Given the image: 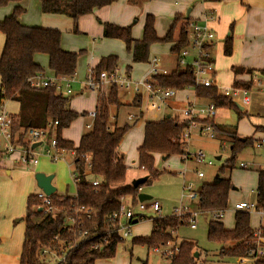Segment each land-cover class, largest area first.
I'll return each instance as SVG.
<instances>
[{
    "label": "trees",
    "instance_id": "obj_1",
    "mask_svg": "<svg viewBox=\"0 0 264 264\" xmlns=\"http://www.w3.org/2000/svg\"><path fill=\"white\" fill-rule=\"evenodd\" d=\"M22 0H0V5ZM44 14H58L70 17L77 28L78 21L83 15L92 13L95 9L108 6L117 0H40ZM218 1V0H207ZM24 10L17 6L11 15L0 21V32L5 37V44L0 50V104L13 100L20 103V111L12 115V135L16 145L27 147L25 132L30 128L48 130L47 141L55 138L57 148L61 151L75 153V181L77 196L57 192L51 195L52 203L57 208V215L46 214L34 206L41 201L36 195H30L27 200L25 215L26 230L20 264H50L44 250L54 252L64 259L57 264H96L98 259L113 258L119 245L125 241L118 231L121 219L115 218L123 199H130V205L135 207L141 188L157 178L160 172L156 168L158 156L172 157L185 154V129L190 120L179 115L160 122H146L144 126L143 143L138 147V167L148 175V180L134 187L128 182V167L118 147L132 125L109 127L110 108L119 107L118 86H111L109 93L100 95L96 116L88 132L82 135L75 144L62 135L79 117V112L70 108V98L57 89L56 86L34 88L29 79L43 74L44 68L35 61L37 53L49 58V69L57 78H69L76 74L81 52L67 51L62 47V32L57 29L26 26L21 23L20 16ZM189 17L178 16L165 37H159L155 27V17L148 15L140 40L132 38L131 26L120 27L110 23L104 24L103 35L107 38L121 39L132 53L133 62L142 63L149 59L150 48L155 43L173 41L176 30L179 35L171 51L175 54L189 45ZM178 28V29H177ZM226 54L231 53V40L227 42ZM96 77L101 73H111L118 69L116 56L103 57L93 67ZM252 69H236V74H253ZM264 75V68L258 71ZM153 85L164 88L183 90L194 87L200 99L213 101L219 108L234 109L238 118L247 116L246 113L215 86H196L195 68L191 65L178 66L170 74H160L153 78ZM255 80H237L235 86L244 87L251 91ZM137 107L141 105V96H136ZM85 115V113H83ZM87 115V114H86ZM58 124L55 125V122ZM211 123L218 130L213 120ZM224 128V129H223ZM223 131L231 138V158L218 170L212 182L203 183L199 190L198 209L210 211L225 210L229 206V196L233 182L222 174L235 167V158L252 138L242 140L236 133L235 126H222ZM256 130L264 132V127L256 126ZM221 131V129H220ZM2 153L0 151V161ZM88 170V171H87ZM257 200L264 207V170L258 175ZM94 181L98 183L95 185ZM79 212V214L76 213ZM82 218V225H72L68 217ZM144 216V214H142ZM145 217V216H144ZM143 218V217H142ZM187 216L178 217L174 214L153 218V229L148 237H134L137 245H145L148 249L165 246L175 241L172 230L188 226ZM90 238L85 240L84 233ZM256 229L251 227V214L237 211L235 226L227 229L222 220L211 219L208 223V239L210 242L221 244L220 258H256V264H264L260 254L262 246L257 242ZM93 243L98 244L93 248ZM226 244H231L226 246ZM196 244L189 241L180 243V251L170 258V264H204L194 256Z\"/></svg>",
    "mask_w": 264,
    "mask_h": 264
},
{
    "label": "crops",
    "instance_id": "obj_2",
    "mask_svg": "<svg viewBox=\"0 0 264 264\" xmlns=\"http://www.w3.org/2000/svg\"><path fill=\"white\" fill-rule=\"evenodd\" d=\"M23 2H13V7H22L24 12L20 16V21L22 24L26 26H34V27H43L48 29H57L63 30L66 29L67 31L75 32V33H87L88 36H101L103 34L104 24L110 23L113 25H117L120 27H127L131 26L132 38L134 40H140L143 37L144 27L146 23V18L148 15H153L155 17V27L159 37H165V34L169 29H166L168 26H172L174 20L178 16L182 17H189L192 21H196L198 23H205L207 17L210 14H214L216 19L211 20L208 22L209 26L212 27L213 32L215 34L214 40L212 44L209 46L210 54H211V61L215 67V79L218 82L223 84V87H217L219 91L222 93V89L226 87H234L235 81L237 80H244L249 81L251 79L255 80V83H259L261 86H264V75L259 74V70L264 68V0H218V1H207V0H117L108 6H104L102 8L95 9L92 13L83 15L80 17L78 21V28L77 30L74 26V21L67 16L58 15V14H44L41 10V1L35 0V6L23 7L26 0H22ZM14 8V9H15ZM29 9L32 10L33 15L29 14ZM12 11V10H11ZM7 13L6 15L11 13ZM12 14V13H11ZM5 15V17H6ZM4 17V18H5ZM3 18V19H4ZM2 19V18H1ZM0 19V20H1ZM2 19V20H3ZM166 27V28H165ZM178 29V28H177ZM167 30V31H166ZM179 31L176 30L174 34L173 41L168 42L170 43L169 50L173 44L176 42L178 37ZM71 35H62V47L67 51H76L71 49V45L68 43ZM102 42L100 44L93 43L91 41H87V50L88 55L85 58L79 57L78 66L76 74L73 77H69L70 80V88L72 87V83L77 81L80 83L82 81L79 80L80 71L81 73L87 72L88 76V69L89 67H95L99 61L106 56H116L119 60V55L122 54L123 58L125 57L124 52V41L117 38H107L102 37ZM231 40V53L226 54V45L227 42ZM163 43V42H161ZM161 43H155L151 46V50H157V45ZM5 44V37L0 32V50L3 49ZM114 48L120 49V51H115ZM122 52V53H121ZM172 52V51H171ZM128 58L131 62L135 65L128 66L126 70L122 73H126L128 76H132L131 72L137 71L138 67L136 66L139 63L133 62L132 53L129 51ZM173 53V52H172ZM175 54V53H174ZM40 53H37L34 57L35 61L38 63L42 61L39 57ZM177 55V66L175 68L167 70L170 74L171 72L175 71L178 66H181L178 63ZM195 52L192 51L190 54V62L191 59L194 57ZM150 60V53L149 59ZM158 60V59H157ZM160 63V62H159ZM42 64V63H41ZM161 66V64H160ZM165 67V66H164ZM88 68V69H87ZM252 69L255 72L253 74L249 73H241L236 74V69ZM150 68L145 75L150 77ZM119 70V69H118ZM45 76H53L54 74L50 69L45 70ZM165 74V75H167ZM86 82V81H85ZM62 83H66L63 81ZM83 85V82H82ZM62 86V85H61ZM1 87V82H0ZM67 87V86H66ZM82 88V87H81ZM86 85H83L81 90L82 94L85 92ZM254 88V87H253ZM254 89L251 91L253 92ZM262 90V89H261ZM61 92L65 95L67 94L66 89L61 87ZM251 91H248L249 93ZM73 91L71 92V94ZM248 93V94H249ZM263 95L264 92L262 91ZM136 96H141L142 102L140 106H135L134 102ZM255 96H258L255 94ZM198 98L200 102H205L206 100L200 99L196 94L194 87H188L183 90H178L177 97H172L169 99L165 105H168L170 108L171 113L168 114L166 117L171 118L175 115H181V110L186 106L188 98ZM152 99L147 93L144 95L142 93L135 94L132 97V101H124L119 94V101L121 106L115 107L116 110L114 112L111 111L112 107L110 108V122L109 127L113 129L115 126H123L125 124L132 125V130L129 134L132 135L131 143L137 144L138 147L143 143L144 138V125H143V134L139 130H135L134 127L137 125L138 121L142 119L145 115L143 111L144 100ZM98 99L97 96L91 94L88 99H83L81 97L74 98L72 101L70 99V108L74 111L80 112L79 106L86 108H90V110H94V106L96 108ZM239 108L241 111L246 113H250V116H264V98L256 99L252 103V107L246 110V106L248 105H239L241 100L236 98H230ZM249 104H251L252 99L250 98ZM236 101V102H235ZM127 106H134L138 108V113L134 115L132 112L129 113L124 124L120 125V112L122 109H127ZM4 108L8 113L11 115H17L20 111V103L13 100L5 101L2 105L0 104V109ZM143 108V109H142ZM89 110V109H88ZM175 111L176 114H174ZM222 112V108H220ZM219 111V113H220ZM221 114V113H220ZM170 115V117H168ZM164 119V118H163ZM163 119L157 120L155 122H160ZM217 116L214 119V123L217 126L220 133L223 131L222 124L217 122ZM241 120V119H240ZM75 122V121H74ZM229 126H235L237 135L242 139L245 138H252L254 139L257 133H262L263 131L256 130V126L264 127V125L254 124L253 128L247 130L245 128H241L240 125L237 124H230ZM70 128V127H69ZM69 128L64 129L62 135L65 139L78 143L80 141L83 134L80 129L77 131H69ZM216 128V127H215ZM214 128V129H215ZM215 132V133H216ZM135 133V134H134ZM200 135L198 130H195L192 135L191 144L194 142V136L196 139V135ZM216 135V134H215ZM215 135L213 138H215ZM230 141L232 137H229ZM123 141V140H122ZM41 142L40 145L35 147V159L36 161L32 164H28L27 166L13 164L10 161L2 159L0 161V206L4 207L5 210L0 211V264H20V256L23 250L24 238H25V230H26V221L25 222H18L24 219V215H26L27 211V200L30 195H35L38 190H41L35 179V174L38 172H43L45 174H53V185L56 187V192L60 195H69V196H76L77 194V186L75 181V173H76V166H75V155L72 152L62 151L60 154L61 157L57 160H53L51 155L48 154L49 142L45 145ZM122 143V142H121ZM120 143V144H121ZM253 144V143H252ZM257 145L260 147L262 145ZM122 148L121 145L118 147V152L120 156L124 157L126 166L130 167L129 161L133 160V163L138 165V151L137 156L134 155L131 150L126 151ZM163 160H168L169 158L160 156ZM221 157V156H220ZM135 158V159H134ZM182 158V156H181ZM218 158V157H217ZM190 159V158H189ZM192 159V158H191ZM184 161V159H183ZM157 162V159H156ZM246 167H248L246 162ZM240 163V164H241ZM157 164V163H156ZM74 165V169H73ZM263 170V169H262ZM88 171V170H87ZM205 176V173H204ZM203 176V177H204ZM149 178V177H148ZM38 189V190H36ZM236 190L233 187L232 191ZM231 191L230 195L233 194ZM143 192L142 188L141 191ZM147 194V193H146ZM149 195V194H148ZM153 198V197H152ZM150 198V199H152ZM150 199H148V202ZM257 199V198H256ZM241 201V200H240ZM240 201H236L233 205V211L229 212V206L225 209L226 214V223L225 219L223 218L222 221L225 224L227 229H233L235 226V215H236V204ZM245 201V200H242ZM256 201V200H255ZM130 199H127V203L130 204ZM143 202H146L143 201ZM147 205H149V203ZM231 198H230V207H231ZM161 203V202H160ZM193 203V201H192ZM189 204V206H192ZM198 206V202H196ZM137 206V205H136ZM134 226H133V234L134 237H148L151 235L153 229V218L154 216H149L142 213H138L134 210ZM177 208L175 206L174 209ZM14 209V211H12ZM150 210V209H148ZM163 210V205H161V210ZM150 212V211H149ZM154 212V211H153ZM159 212V213H160ZM229 212V213H227ZM156 213V212H155ZM149 214V213H148ZM232 214L233 218L231 221L230 215ZM251 218V227L253 229L262 230L264 233V215L263 216H255ZM18 216H24L18 221L16 218ZM160 216H165L160 213ZM143 217V218H142ZM258 217L260 218V223L255 225L258 221ZM152 220V224L149 223L148 228L141 229V225L139 224L147 219ZM255 218H257L255 220ZM125 221V219H122ZM255 223V224H254ZM197 228V227H196ZM195 228V229H196ZM145 233H143V231ZM257 230V231H258ZM256 231V232H257ZM139 234H144L140 236ZM178 234V232H177ZM136 235V236H135ZM179 240V234H178ZM120 246V245H119ZM264 247V244L262 245ZM217 261L214 264H254V260L252 258H217ZM96 264H112L109 260L105 259H98Z\"/></svg>",
    "mask_w": 264,
    "mask_h": 264
},
{
    "label": "rangeland",
    "instance_id": "obj_3",
    "mask_svg": "<svg viewBox=\"0 0 264 264\" xmlns=\"http://www.w3.org/2000/svg\"><path fill=\"white\" fill-rule=\"evenodd\" d=\"M21 1L20 3H22ZM35 0H26L23 7H29V6H35ZM25 7V8H26ZM13 2H9L6 5H0V19L4 18L7 13H9L11 10V13L14 11ZM22 8V7H21ZM24 9V8H23ZM25 10V9H24ZM27 10V8H26ZM29 14L33 15L32 10L29 9ZM8 14L9 15H11ZM6 15V17H8ZM34 16V15H33ZM5 17V18H6ZM4 18V19H5ZM0 21H3V20ZM75 26V25H74ZM76 28V27H75ZM78 28V25H77ZM76 28V30H77ZM166 28V27H165ZM166 29H170V26H168ZM60 31V30H59ZM78 31V30H77ZM167 31V30H166ZM62 35H71V38L69 39L68 43L71 45V49L76 50L72 52H81L82 51V58H85L88 55V52L90 50H87V41H91L93 43L100 44L102 42L101 36H88V32L86 33H75L72 32V30L69 32L66 29L61 30ZM80 32V31H78ZM168 32V31H167ZM167 34V33H166ZM165 34V35H166ZM157 50H151L150 51V60L147 62H142L140 64H137L138 67L137 71L131 72L132 80L134 82H141L146 78L145 73L148 72L150 68V63L153 58L158 59V61L161 64V67L164 69H167L168 71L172 68H175L177 66V55L172 53L169 50L170 43L163 42L159 45H157ZM115 51H120L118 48H114ZM129 50L127 49V45L124 42V52L125 57L123 58L122 54L119 55L118 60V69L120 73L124 72V70L127 69L128 66H134L135 65L129 60L128 54ZM122 53V52H121ZM39 57L42 59V61H39L38 63L45 69L48 70L49 67V58L45 54H40ZM190 59V58H188ZM42 63V64H41ZM165 66V67H164ZM88 69V68H87ZM167 71V72H168ZM80 81L83 82V85L85 84V81L87 80V72L79 74ZM82 82L77 83V81H74L71 85V89L73 91L72 94H66L71 101L74 98L81 97L83 99H88L91 94L98 97L96 102L98 103L100 92L97 90H92L87 87L85 88V92L82 94L81 90L83 88ZM219 87H223V84L221 82H217ZM62 88L66 89L67 83H61ZM82 87V88H81ZM108 86V90H110ZM253 92L251 91L249 93L250 98L252 99L251 104H248L246 106V110L250 109L252 107V103L256 99L264 98V95L262 91L264 90V86H261L259 83H255ZM262 89V90H261ZM109 93V92H108ZM142 93L145 94V91L142 87H140V92H135L132 89H123L120 88L119 94L124 99V101H132V97H134L135 94ZM257 94L258 96H255ZM178 95V94H177ZM177 97V96H176ZM199 100V99H198ZM169 101V100H168ZM167 101V102H168ZM135 106L137 105L136 102H134ZM97 107V106H96ZM144 108V109H143ZM143 111L145 113L144 117L140 119L137 123V125L134 127V129L141 131L143 134V125L144 122H155L157 120L165 118L168 114L171 113L170 108H168V105H165L160 100L157 99H147L144 100L143 105ZM80 110L79 117L75 120V122L70 126L69 131H77L78 129L81 130L82 133H86L89 131L90 128L87 127L88 124H93V117H91V113L96 111V108L94 106V110H90V108L87 109L83 108L82 106H79ZM89 109V110H88ZM116 110L115 107H112L111 111L114 112ZM138 108L134 106H127V109H122L120 112V125L124 124L123 122L127 118L130 112H132L134 115L138 113ZM175 111L174 114H176ZM85 113V115L83 114ZM221 113V114H220ZM217 115V122L222 124L221 126H229L230 124H239L241 128H245L247 130H250L253 128V125H264V116H250V113H248L247 116H244L241 120L238 118V114L234 109L230 108H223L222 112ZM87 114V115H86ZM182 115V110H181ZM215 119V118H214ZM130 130L129 132H131ZM129 132L125 135L122 143L120 144L123 149H125L124 153L127 154L126 151L131 150V152L137 156V144L131 143L132 135L129 134ZM216 132V131H215ZM135 134V133H134ZM216 134V135H215ZM215 138L211 136L206 135H196V139L194 136V142L191 144V141L188 146V150L191 153H196L199 150H202L207 155V160H212L213 164L210 165L205 162H199L196 160L195 156L190 157V159L183 161V156H172L168 160H163L160 156L157 157V164L156 168L160 172V174L157 176V178L151 180L152 182L147 183L145 186L142 187V190L144 193H147L151 195L153 198L152 200H158L161 202V205H163V210L160 212L162 215H171L175 214L176 209L181 207V194L183 185L192 180L195 185L196 189L199 190L203 183L206 182H212L214 177L216 176L218 170L220 167L225 164L232 156L231 151V141L230 138L226 135L225 132L218 131L214 133ZM264 137V132L257 133L253 139V144H248L240 153L236 155L235 158V167L232 169L226 170L225 174H222L225 178H230L233 182V187L236 188V190H233V194L229 196V203L231 198V207L229 205V212L233 211L234 204L236 201H242L245 200L247 202H254L257 198V188H258V175L260 170H264V146H258L257 143H259V139ZM192 140V138H191ZM79 142V141H78ZM46 142L43 143L45 145ZM77 144L76 142H74ZM218 156H221V159H217ZM192 158V159H191ZM135 159V158H134ZM241 162H246L248 167L242 168L240 166ZM130 167L128 169V182L132 184V182L136 179L143 178L145 176H148L144 170H141L138 165L133 163V160L129 161ZM74 169V165H73ZM203 171L205 173L204 177H199L197 172ZM38 190V189H36ZM40 190H38L39 192ZM231 193V192H230ZM148 202V200H146ZM145 204L147 205V203ZM150 204V202H148ZM185 204H190V200H185ZM177 206V208H173ZM192 211L198 212V215L196 216V224L197 228L193 229L190 227V225L182 226L177 230H174L173 235L175 237L174 242H170L167 245L168 246H180V243L183 241H189L196 244V251L198 260L203 262L204 264H214L217 260V258H220V250H221V244L210 242L208 239V223L212 219V215L208 211H199L198 206L196 202L192 203V206H190ZM150 209V210H148ZM5 210V205L2 209L0 206V211ZM134 210L138 213L147 214L149 216H154V218L161 217L160 213L153 212V209L146 208L144 211H140L139 206L134 207ZM14 211V209L12 210ZM150 211V212H149ZM227 212V213H229ZM149 213V214H148ZM251 214V218L254 217L253 212H248ZM259 215V214H257ZM255 215V216H257ZM25 216V215H24ZM24 216H18L16 218V221L21 219ZM177 216V215H176ZM260 216V215H259ZM187 217L190 219V215L188 214ZM226 214L224 216L225 223H226ZM261 217V216H260ZM231 221L233 216L230 215ZM257 218H255L256 220ZM69 220V219H68ZM18 222H25L24 219L18 221ZM69 222H71L69 220ZM149 223L152 224L151 219H147L139 224L141 225V229L148 228ZM260 223V218L258 217V221L255 225ZM71 224V223H70ZM258 230V229H256ZM143 231V230H142ZM179 234V240H178V234ZM143 233H145L143 231ZM140 236H143L144 234H139ZM136 236V235H135ZM134 234L128 238H125V241L120 244V246L117 249V253L113 258L105 259L109 260L112 264H170V259L162 255L160 252H156L153 249H148L145 245H137L133 242ZM264 244V240L262 242ZM165 245V246H167ZM231 244H226V246H229ZM162 247V246H161ZM164 247V246H163ZM263 247V246H262ZM264 248V247H263ZM264 257V254H263ZM48 259L50 264H57L58 258L57 256H51L48 255ZM256 261V258H252ZM255 264V263H254Z\"/></svg>",
    "mask_w": 264,
    "mask_h": 264
},
{
    "label": "built area",
    "instance_id": "obj_4",
    "mask_svg": "<svg viewBox=\"0 0 264 264\" xmlns=\"http://www.w3.org/2000/svg\"><path fill=\"white\" fill-rule=\"evenodd\" d=\"M216 19L214 14H210L207 17L205 23H198L196 21H191L189 25L190 32V42L189 45L184 48L178 57V63L181 66L191 65L195 68L196 75V86H205V87H219L217 81L215 79V67L213 62L211 61V54L209 50V46L212 44L215 34L211 26H209L208 22ZM194 51L195 55L188 61L191 52ZM167 70H164L159 61L156 58H153L151 61V69H150V77L146 76V78L141 82H134L130 76L126 73H120L118 69L114 72L101 73L100 77H96L94 74V68L91 66L88 69V76L85 84L88 88L92 90H97L101 95L108 94L109 90L108 86H118L123 89H132L135 92H140V87L143 88L145 93H147L151 98L157 99L166 103L172 97H176L178 94V90L174 88H164L161 86L153 85V78L160 74H167ZM65 81L67 83L66 92L67 94H71L72 89L70 88V80L68 78H57L55 75L53 76H45L44 74H39L33 76L29 79L30 85L34 88H42L46 86H56L58 90L61 89V83ZM109 87V88H110ZM220 89V87H219ZM222 93L230 98H238L241 100L239 105H247L250 102L249 92L242 86L237 87H226L222 89ZM264 92V90H263ZM186 106L182 109V115L184 118L190 120L188 127L185 129L184 137L186 141L185 146V154L183 155L184 161L188 160L190 157L195 156L196 160L199 162H205L210 165L213 164L212 160H207V155L202 150H199L196 153H191L188 150L189 143L191 141L193 132L198 130L201 135L206 136H214L215 130L211 123L203 122L204 120H213L219 114L220 108L213 101H205L200 102L198 98H188ZM236 102V101H235ZM91 117L93 119L96 116V112H92ZM58 124V121L55 122V125ZM12 125L13 118L10 113H8L3 107L0 109V151L2 153V159L12 162L13 164L27 166L28 164H32L36 161L35 159V148L33 145L37 142H43L47 140L48 130L40 129V128H30L28 129L25 136V143H28L27 147L18 146L15 144L12 135ZM92 124H88L87 127L91 128ZM259 145L264 146V137L259 139ZM62 151L57 148V141L53 137L49 140V148L48 154L51 155L53 160H57L61 157ZM74 155L75 153L72 152ZM240 166L242 168L246 167L245 163H241ZM199 177L204 176L203 171L197 172ZM98 182L94 181L96 185ZM200 190V189H199ZM199 190L196 189L195 183L190 180L183 185L182 194H181V207L176 209L175 214L178 217H184L188 214L190 215L189 225L191 228L195 229L197 227L196 224V216L198 212L192 211L188 204H185V200H190V202H198L199 200ZM259 194V193H258ZM39 199L40 203L34 206L35 209L43 211L46 214L52 213L57 215V208L53 205L51 195L46 194L42 190L35 194ZM77 196V195H76ZM74 196V198L76 197ZM140 211H144L146 208L150 206L154 212L158 213L161 210V203L158 200H152L149 205H146L145 202L138 203ZM199 210V209H198ZM237 211H245V212H253L257 213L260 216L264 215V207L262 204L256 201L247 202L240 201L236 204ZM200 211V210H199ZM212 215V219L222 220L225 216V210L215 209L208 211ZM79 214L78 211H76ZM115 218L121 219L120 226L118 227V231L121 234L123 239L128 238L133 235V226H134V212L133 208L130 204L127 203L126 199H123V204L119 212L114 214ZM68 219L71 221L72 225H82V218H75V216H69ZM122 219H125L123 221ZM171 232H174L172 230ZM85 240L90 238L88 232L84 233ZM257 242L262 246L264 240V233L262 230H258L256 232ZM93 248H97L98 244L93 243L91 245ZM156 252L162 253L167 258H172L176 253L180 251V246H162L155 247L153 249ZM260 254H264V248L260 249ZM42 254L53 255L56 256L54 252L49 253L47 250H44ZM58 262L62 261L64 257H58ZM254 260V263L256 264Z\"/></svg>",
    "mask_w": 264,
    "mask_h": 264
},
{
    "label": "water",
    "instance_id": "obj_5",
    "mask_svg": "<svg viewBox=\"0 0 264 264\" xmlns=\"http://www.w3.org/2000/svg\"><path fill=\"white\" fill-rule=\"evenodd\" d=\"M170 117V115L168 116ZM41 142H37L33 145V148H35L36 146L40 145ZM217 159H221L220 156H218ZM53 178H54V175L53 174H45L43 172H38L35 174V179L37 181V185L38 187L43 191L45 192L46 194L48 195H52L53 193L56 192V187L53 185L52 181H53ZM148 180V176H145L143 178H139V179H136L132 182V185L134 187H138L139 185L141 184H144L146 181ZM152 198L151 195H148L144 192H140L139 195H138V200L140 202L142 201H145V200H148ZM41 210V209H40ZM197 252L195 253V256H197Z\"/></svg>",
    "mask_w": 264,
    "mask_h": 264
}]
</instances>
